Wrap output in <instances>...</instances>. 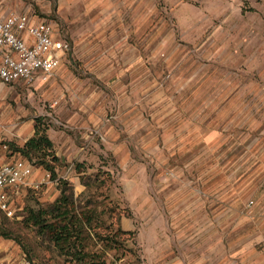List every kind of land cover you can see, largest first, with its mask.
<instances>
[{"label":"rangeland","instance_id":"1","mask_svg":"<svg viewBox=\"0 0 264 264\" xmlns=\"http://www.w3.org/2000/svg\"><path fill=\"white\" fill-rule=\"evenodd\" d=\"M0 7L71 46L48 81L0 83V146L34 167L0 264H264V0ZM37 128L53 178L19 152Z\"/></svg>","mask_w":264,"mask_h":264},{"label":"built area","instance_id":"2","mask_svg":"<svg viewBox=\"0 0 264 264\" xmlns=\"http://www.w3.org/2000/svg\"><path fill=\"white\" fill-rule=\"evenodd\" d=\"M47 20L34 21L29 12L4 14L0 7V83L29 85L48 81L62 65L71 46L55 36ZM4 124L0 116V129ZM34 167L24 159L0 161V210L14 216L11 197L19 188L31 187ZM15 264H32L22 259Z\"/></svg>","mask_w":264,"mask_h":264},{"label":"trees","instance_id":"3","mask_svg":"<svg viewBox=\"0 0 264 264\" xmlns=\"http://www.w3.org/2000/svg\"><path fill=\"white\" fill-rule=\"evenodd\" d=\"M53 148L54 143L50 139L46 131H42L40 128H37L35 129L33 136L27 140L25 146L19 152L25 155L29 161L33 160V158L36 156H41L38 164L41 165L43 169L50 172L53 178L56 176L55 167L47 161V157H44L52 156V161L58 162L59 159L53 153ZM63 207L68 208L67 197L65 196V189H63L62 198L55 205L54 210L60 211V209Z\"/></svg>","mask_w":264,"mask_h":264},{"label":"crops","instance_id":"4","mask_svg":"<svg viewBox=\"0 0 264 264\" xmlns=\"http://www.w3.org/2000/svg\"><path fill=\"white\" fill-rule=\"evenodd\" d=\"M4 14H7V12H5L4 10H2ZM55 36H56V33H55ZM57 38H59L58 36H56ZM62 38V37H61ZM63 39V38H62ZM65 39V37H64ZM63 64V63H62ZM62 66V65H61ZM61 66L57 69V71L61 68ZM56 71V72H57ZM0 134H3V131H2V128L0 129ZM27 142V140L25 141V143ZM25 143L23 145H25ZM15 153V152H14ZM12 156H8V152H7V148L6 146H0V161L2 163H9V162H12L14 160L17 159L18 154H13L11 153Z\"/></svg>","mask_w":264,"mask_h":264}]
</instances>
